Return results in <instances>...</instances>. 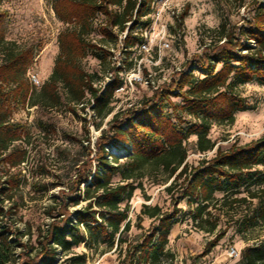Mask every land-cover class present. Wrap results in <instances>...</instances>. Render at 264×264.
I'll list each match as a JSON object with an SVG mask.
<instances>
[{
	"label": "trees",
	"instance_id": "trees-1",
	"mask_svg": "<svg viewBox=\"0 0 264 264\" xmlns=\"http://www.w3.org/2000/svg\"><path fill=\"white\" fill-rule=\"evenodd\" d=\"M150 1L51 0L66 26L58 33L53 70L39 87L28 76L34 48L7 40L0 29V264H87L88 253L76 247L116 245L122 252L123 243L126 264H168V236L183 211L179 206L183 200L194 225L214 233L209 246L227 233L228 225L221 226L225 214L243 207L240 222L246 227L264 221V135L245 143L235 141L227 148L216 147L209 135L213 121L233 123L236 111L247 108L239 85L251 80L264 84V0L256 2L247 25L227 27L222 22L219 40L207 45L141 106L113 112L121 80L106 44L117 46L125 30L124 47L140 42L138 29L149 22L143 18L150 12ZM183 17L181 13L180 20ZM90 52L97 53L103 71L115 72L104 88L95 85L101 71L82 63ZM172 94L181 100L172 101ZM20 105L42 110L36 126L44 133L52 125L51 117L43 119L44 111L52 108L77 113L89 105L100 119L92 120L98 130L113 112L94 145L85 115L81 141H86V158L80 162L71 157L75 171L68 174L67 187L48 204L50 221L35 229L29 223L24 229L18 224L25 193L20 167L28 161L32 136L14 117ZM25 140L26 145L20 143ZM215 147L213 156L189 163L190 152ZM155 171L167 173L163 182L168 183L164 190L170 206L144 203L141 212L152 222L132 238L128 202L143 177ZM73 205L79 206L72 209ZM137 224L142 227L140 221ZM236 264H264V237L246 244Z\"/></svg>",
	"mask_w": 264,
	"mask_h": 264
},
{
	"label": "rangeland",
	"instance_id": "rangeland-1",
	"mask_svg": "<svg viewBox=\"0 0 264 264\" xmlns=\"http://www.w3.org/2000/svg\"><path fill=\"white\" fill-rule=\"evenodd\" d=\"M258 1L262 0H174L173 8L179 7L180 15L184 13V17L180 20L169 12L164 15L163 22L169 25L171 33L169 36L171 48L163 50L158 55L153 50L130 52L131 61L130 64L127 63L130 85L115 92L112 103L116 111L128 108L129 103L135 105L130 107H139L147 97L153 95L154 91L169 84L178 70L202 54L213 40H219L218 30L222 22L226 23L227 27L247 25L253 7ZM50 3L51 0H0V29L5 38L17 42L22 47L34 48L28 76L32 72L38 75L39 83H35L38 87L53 70L59 52L58 33L66 26L57 17ZM250 41L254 44V40ZM106 47L115 55V61L120 60L123 55L120 53V46L112 43L106 44ZM82 63L89 70L105 72L101 69L100 58L96 52L88 53L82 59ZM138 73L144 76L152 73L156 87L146 86L134 80L131 82ZM237 91L246 98L247 108L236 111L233 123L212 122L209 135L216 141V147L227 148L235 141L245 143L264 135V84L258 80H251L239 85ZM171 98L175 102L181 100L179 96L173 94ZM88 111V114L86 110L80 109L77 113H70L63 107L44 111L46 115L43 119L47 116L52 119L49 132L44 133L36 126L41 109L36 106L26 108L20 105L16 110L14 117L21 121L26 130L29 128L32 134L31 144H27L28 161L20 167L24 174L22 185L25 192L19 212L22 219L18 221L22 229L26 223L32 224L35 229L37 225H45L50 221L51 218L46 212L47 206L53 203L54 195L59 196L60 190L67 187L68 174L75 171L70 163L71 157L80 159V162L86 158V141L82 142L86 131L85 115L88 118L86 119L93 145L102 129L108 128L107 121L112 115L103 119L101 125L97 127L98 130L93 126L92 120L99 122L100 119L91 117L90 109ZM20 143L26 145V140ZM216 147L205 153L190 152L189 163L196 164L201 157L213 156ZM166 175L164 171L152 172L143 177L142 185L135 189L128 202L132 222L128 232L130 237L134 238L135 235L143 233L152 222V218L141 212L144 203H158L165 209L170 206V195L164 190L168 184L163 182ZM79 205H73L71 208L75 209ZM179 206L183 207V211L168 236L169 242L166 247L169 250L166 260L168 264H236L246 244L264 237V221L249 227L240 222L246 211L242 207L233 215L223 216L221 226L228 225L227 233L215 246H209L214 233L206 232L194 225L187 213L189 206L186 201H181ZM138 221L142 227L137 224ZM35 237L34 233L33 239ZM231 247H235L240 254L232 255ZM75 250L88 253L87 264H126L125 243L122 252L116 249V245L111 249H103L101 246L92 250L81 245Z\"/></svg>",
	"mask_w": 264,
	"mask_h": 264
},
{
	"label": "built area",
	"instance_id": "built-area-1",
	"mask_svg": "<svg viewBox=\"0 0 264 264\" xmlns=\"http://www.w3.org/2000/svg\"><path fill=\"white\" fill-rule=\"evenodd\" d=\"M148 4L150 6V12L149 14L145 15L144 18L149 19V22L146 23V25H144L143 27H139L138 29L142 36L140 42L131 47H124L123 39L126 36V32H128L127 30H125L120 34L119 40L117 42V45L120 46L121 49L120 53L123 54L122 57H120V60L118 61H115V55L113 53L110 57L111 65L118 68L117 75L121 80V83L116 87L115 92L123 90L126 86H128V84L130 85V75L127 72V63L130 64L131 61L130 52L135 50H139L140 52H151L153 50L158 55L163 50L171 48V42L169 39L171 33L169 32V25L166 22H163V19L166 12H169L172 16L179 18L180 8L177 6L173 8L174 0H151ZM127 25H130V21L127 22ZM114 76V70L108 69L104 73H101V78L95 83V85L100 87V89L104 88L105 84L112 80ZM29 78L34 84L39 83V78L36 73H30ZM133 80L146 86L156 87V83L152 73H149L145 76L140 73L135 74L131 82ZM133 104L134 103H129L128 105L129 107L135 106ZM89 109L91 111L90 116L98 118L89 105L86 106V113H89ZM115 111L116 107L114 108L113 112ZM113 112L110 113L106 118L111 116ZM230 253L237 256L238 254H240V251H238L235 247H231Z\"/></svg>",
	"mask_w": 264,
	"mask_h": 264
},
{
	"label": "crops",
	"instance_id": "crops-1",
	"mask_svg": "<svg viewBox=\"0 0 264 264\" xmlns=\"http://www.w3.org/2000/svg\"><path fill=\"white\" fill-rule=\"evenodd\" d=\"M51 4V3H50ZM51 7H52V5H51ZM52 9H53V7H52ZM54 10V9H53ZM55 12V11H54Z\"/></svg>",
	"mask_w": 264,
	"mask_h": 264
}]
</instances>
